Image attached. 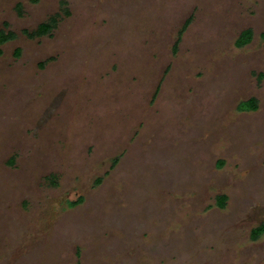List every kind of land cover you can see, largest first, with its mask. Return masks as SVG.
<instances>
[{"label": "rangeland", "instance_id": "obj_1", "mask_svg": "<svg viewBox=\"0 0 264 264\" xmlns=\"http://www.w3.org/2000/svg\"><path fill=\"white\" fill-rule=\"evenodd\" d=\"M1 31L0 264H264V0H0Z\"/></svg>", "mask_w": 264, "mask_h": 264}, {"label": "trees", "instance_id": "obj_2", "mask_svg": "<svg viewBox=\"0 0 264 264\" xmlns=\"http://www.w3.org/2000/svg\"><path fill=\"white\" fill-rule=\"evenodd\" d=\"M50 30V25L49 24H41L38 26L37 30L34 32V36H43L45 34H47ZM0 45H2L3 43H6L8 41H11L15 38V34L14 33H4L1 31L0 33ZM30 36V35H29ZM251 39V32L248 30V31H245L244 34H241L236 42V45H238V47H242L246 44L249 43ZM250 103V107L253 108L254 107V103L255 101L252 99L249 101ZM220 198V206H223L224 205V202H225V197L222 196V197H219ZM81 201V199H78L77 201H73V202H70V206H75L76 204H78L79 202ZM264 232V225H261L260 227L256 228L253 230V238L259 236L260 234H262Z\"/></svg>", "mask_w": 264, "mask_h": 264}, {"label": "flooded vegetation", "instance_id": "obj_3", "mask_svg": "<svg viewBox=\"0 0 264 264\" xmlns=\"http://www.w3.org/2000/svg\"><path fill=\"white\" fill-rule=\"evenodd\" d=\"M222 196H224V195H220V196H217V197H216V205H215V206L219 207V206H218V200H219V197H222ZM224 197L226 198V196H224ZM226 200H227V199H225V202H226ZM225 202H224V203H225ZM223 207H224V205L222 206V208H223ZM261 225H264V224H260V225L257 226L256 228L260 227ZM256 228H254V229H256ZM254 229H253V230H254ZM253 230L251 231V235H250V239L253 240V241L258 240V238L261 237V236L264 234V232H263V233L260 234L259 236L253 238V236H254V235H253Z\"/></svg>", "mask_w": 264, "mask_h": 264}]
</instances>
